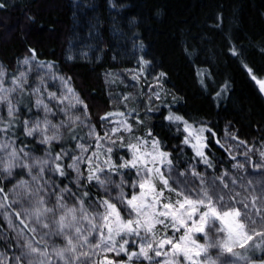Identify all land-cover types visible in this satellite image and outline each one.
Here are the masks:
<instances>
[{
	"label": "snow or ice",
	"instance_id": "obj_1",
	"mask_svg": "<svg viewBox=\"0 0 264 264\" xmlns=\"http://www.w3.org/2000/svg\"><path fill=\"white\" fill-rule=\"evenodd\" d=\"M229 51L241 55L235 45ZM17 63L11 74L0 64V209L9 227L11 216L19 221L18 254L0 253V264H264V179L226 180L224 172L208 180L194 165L181 171L151 129L135 135L124 112L100 117H119L101 135L70 76L37 61L35 49ZM149 63L140 58L142 68ZM165 76L156 77L157 87ZM49 81L59 88L50 90ZM257 83L264 93V80ZM78 106L83 115L73 114ZM134 119L143 124L138 113ZM164 119L178 132L183 125V143L212 167L204 151L209 130L171 108ZM251 151L233 167L251 163L264 174V150L259 162ZM257 251L262 255L254 260ZM224 254L231 259L222 260Z\"/></svg>",
	"mask_w": 264,
	"mask_h": 264
},
{
	"label": "trees",
	"instance_id": "obj_2",
	"mask_svg": "<svg viewBox=\"0 0 264 264\" xmlns=\"http://www.w3.org/2000/svg\"><path fill=\"white\" fill-rule=\"evenodd\" d=\"M0 3L5 4L0 9V64L11 74L28 49H35L37 61L53 62L58 75L72 78V86L88 106L90 123L101 135L115 126L119 117L108 121L100 117L130 114L135 135L151 129L182 169L195 153L183 143L182 125L178 132L175 124L164 119L171 108L192 125L208 126L205 152L212 163L207 166L211 179L218 165L227 166L232 160L219 140L225 125L244 141H264V96L252 78L264 77V0ZM232 45L240 56L231 55ZM141 57L150 61L143 68ZM46 71L39 70L40 74ZM160 72L166 76L160 79L162 87H157ZM37 75L34 68L31 81ZM49 88L56 91L59 81H49ZM132 109L136 112L131 113ZM136 113L142 125L135 124ZM73 114L83 115L79 106ZM87 131L85 127L81 134ZM249 175L264 178L254 168ZM10 189L11 185L6 192ZM4 211L0 209V253L13 256L18 254L13 227H18L19 221L11 216L13 227H9ZM261 255L257 251L253 259ZM221 259L231 257L224 254Z\"/></svg>",
	"mask_w": 264,
	"mask_h": 264
},
{
	"label": "rangeland",
	"instance_id": "obj_3",
	"mask_svg": "<svg viewBox=\"0 0 264 264\" xmlns=\"http://www.w3.org/2000/svg\"><path fill=\"white\" fill-rule=\"evenodd\" d=\"M258 80H264V77L257 78L255 80L258 88L260 89L259 84L257 83ZM262 93V92H261ZM264 96V93H262ZM113 120H116V117H112ZM195 128L199 129L200 127H204L205 129L209 130L208 126H195ZM183 129V125L181 126ZM208 131L204 133V137L206 138ZM220 144L225 148L229 156L235 157V159H232L229 161V164L227 166L224 165H218L216 173L214 174V177L222 175L224 172L228 173V176L225 177L226 180H230L232 177H237L238 179L240 177H243L245 181L247 180H252L253 182H258L261 181V179H257V177L252 178L249 175L250 169H252V164L251 163H246L244 169H236L233 167L234 164L236 163H245V155L244 153L251 149L250 153V158L252 161L259 162L260 161V155L259 152L261 150H264V141H261L258 144H252L251 142H247L239 138L235 131L232 130L229 126L225 125L223 128V131L219 137ZM241 141H244L245 143H241ZM190 146V145H189ZM191 147V146H190ZM192 149V148H191ZM193 150V149H192ZM194 151V150H193ZM205 151V149H204ZM195 153V152H194ZM195 166L196 170L203 175L206 179L211 180V172L209 171L207 165H205L202 161H200L197 156L195 155V158L184 164L183 168L180 169L181 171L183 170H191V166ZM264 176V174H263ZM264 179V178H263ZM198 183V181H196ZM215 253V252H214Z\"/></svg>",
	"mask_w": 264,
	"mask_h": 264
}]
</instances>
